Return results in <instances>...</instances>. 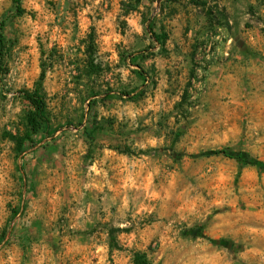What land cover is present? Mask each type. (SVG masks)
I'll return each instance as SVG.
<instances>
[{
    "label": "rangeland",
    "instance_id": "1",
    "mask_svg": "<svg viewBox=\"0 0 264 264\" xmlns=\"http://www.w3.org/2000/svg\"><path fill=\"white\" fill-rule=\"evenodd\" d=\"M17 2L0 0V264H264V0ZM40 71L49 136L20 96Z\"/></svg>",
    "mask_w": 264,
    "mask_h": 264
},
{
    "label": "trees",
    "instance_id": "2",
    "mask_svg": "<svg viewBox=\"0 0 264 264\" xmlns=\"http://www.w3.org/2000/svg\"><path fill=\"white\" fill-rule=\"evenodd\" d=\"M140 0H124L123 7L125 12H135L138 5H139ZM11 5H12V10L11 12L14 15H19L20 10L18 7V2L17 0H11ZM145 31L151 38V40L154 43H160L161 37L160 36H154L150 34V25L146 24L145 25ZM0 29H1V23H0ZM9 43L3 39L0 33V72L2 68V59L6 56L8 49H9ZM42 72L40 71L37 75L36 82L31 89L30 92L25 93L22 92L20 93L21 99L29 106L30 111L26 114L25 117V125L27 132L29 134H35V133H41L44 134L43 136H49L51 135L52 131H47L46 127V121L44 119V112H43V103L42 99L39 95V83L42 79ZM135 75L138 77L139 74L135 73ZM28 140V134L23 137L21 140H14L15 143V148L18 150V148L21 146L22 142H25ZM204 155H212V156H222L224 158H228V154L224 149L214 151V152H208ZM258 171L264 172V169L262 166L258 163L253 164ZM130 264H148L144 256L139 253H132L130 257Z\"/></svg>",
    "mask_w": 264,
    "mask_h": 264
}]
</instances>
